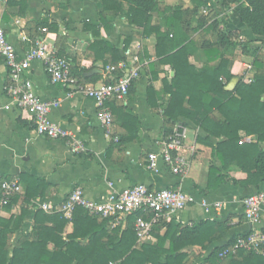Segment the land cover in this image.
Instances as JSON below:
<instances>
[{"label":"crops","instance_id":"1","mask_svg":"<svg viewBox=\"0 0 264 264\" xmlns=\"http://www.w3.org/2000/svg\"><path fill=\"white\" fill-rule=\"evenodd\" d=\"M202 1L207 3V6L202 8L201 15L213 17L208 24L217 21L220 29L237 32L238 40L249 44L250 53L243 54L241 49H238L231 59L232 74L235 78H238L239 82L242 79L250 83L255 75L252 66L253 53L259 49L260 53L264 54V38L254 36L239 22L236 4L226 6L223 0ZM159 2L162 6H181L185 10L194 7L192 0ZM100 10V4L94 0H0V24L20 55L31 49L37 36H42L57 52L70 59L73 65L86 69L94 67L87 77L100 75L101 80L96 84L83 85L98 86L114 77L108 70L109 67L103 69L102 62H95L94 55L88 49L95 39L90 32L84 30L85 23L98 24ZM228 15L231 17L227 18ZM157 19L155 15L154 20ZM45 22L49 27L46 28L47 33L42 34L40 27ZM52 27H56L54 32L50 30ZM201 32L194 35V38L212 39V36ZM242 34L247 37L245 41L240 39ZM100 39L121 49L124 60L118 67L126 70V73L137 74L136 94L128 96L125 100H112L111 106L107 104L115 117L109 129L99 125L96 118L98 107L93 100L75 89L52 85L41 64L34 63L26 75L33 82L38 97L43 101L58 103V107L52 111L51 120L63 130L69 131L74 140L83 142L86 152L80 154L73 153L64 141L39 136L29 114L15 108L6 109L11 106V101L5 93L8 69L0 57V185L7 178L18 180L23 174L42 178L51 185L46 196L36 199L28 208L23 226L12 235L9 258L12 255V248L16 246L22 234L33 229L37 208L43 203L61 205L75 187H81L85 198L93 202H100L108 194L135 184H144L153 190L181 189L203 199L205 204L199 203L159 222L175 219L184 225L205 220L228 223L229 232L216 243V246L226 245L235 235L249 234L254 228L244 219L242 202L244 198L264 191V183L258 188H241L227 183L217 191L205 193L203 190L207 188L210 167L222 169V166L218 159L213 158L212 149L197 141L206 134L192 122L181 118L173 126V130L176 125L186 130V139L180 155L188 166L187 177L180 179L164 165H160L158 172L148 169L149 155L160 148L165 137L162 108L153 110L150 107L147 89L152 85L156 91H161L162 81L166 79L169 81L174 76L170 66L158 64L155 36L143 37L141 29L130 25L126 17L119 16L111 23L109 31L101 29ZM127 41L130 44L125 48ZM190 62L201 68L207 63V58L202 50H198L190 58ZM150 63L157 65L156 80H153L149 70ZM169 98L168 95L162 96L160 104L163 108L167 106ZM113 105L127 108L138 117L141 126L136 140L125 142L127 132L113 112ZM244 135L241 133V138ZM212 142L217 143V140L212 139ZM261 146L264 148V144ZM229 176L242 179L244 174L233 171ZM23 194L22 186L20 195ZM217 204L221 207L216 208ZM22 207V203L19 202L8 208L7 205H2L0 199V218L8 219L19 215ZM263 226L264 218L261 227ZM72 229V224H68L65 236L70 234ZM163 233L164 230L161 234ZM155 243L156 239L152 235L138 245ZM186 251L190 254L189 264H201L209 254L197 247Z\"/></svg>","mask_w":264,"mask_h":264},{"label":"trees","instance_id":"2","mask_svg":"<svg viewBox=\"0 0 264 264\" xmlns=\"http://www.w3.org/2000/svg\"><path fill=\"white\" fill-rule=\"evenodd\" d=\"M94 1L100 4L101 10L97 25L84 24V30L95 39L88 49L95 62H102L103 69L116 68L112 72L114 77L126 74V70L118 68L124 59L120 48L100 39L101 29L109 31L111 23L123 16L130 25L142 30L143 37L155 36L158 64L170 66L174 76L162 81L161 91H156L152 85L148 87V104L153 110L162 108L165 139L172 135L173 126L181 118L205 132L206 136L197 141L212 149V156L219 160L222 169L210 167L207 188L203 191H217L227 183L241 188L260 187L264 183V148L261 146L264 144V54L259 49L253 53V80L246 83L241 79L233 91H228L226 87L235 78L231 57L238 49L243 54L250 53V46L238 40L237 32L220 29L217 21L208 24L213 17L201 15L207 3L192 0L194 7L185 10L181 6H162L159 0ZM223 1L226 6L236 4L239 22L254 36L264 38V0ZM155 15L157 20H154ZM41 25V30L49 27L46 22ZM50 30L54 32L56 27ZM199 32L212 39H195L194 35ZM129 44L127 41L125 48ZM198 50L207 58L201 68L190 62ZM58 56L70 61L72 75L80 84H96L101 80L100 75L87 77L94 67L75 66L59 52ZM148 67L156 80L157 65L150 63ZM136 84L137 80H132L129 96L136 94ZM164 95L170 97L165 108L160 104ZM112 108L127 132L125 142L136 140L141 126L138 117L127 108L114 105ZM241 133L255 137V141L240 145ZM233 171L243 173L244 177H230ZM18 181L24 194L11 197L7 207L19 202L23 207L19 215L0 218V264H189L190 254L186 250L193 247L209 253L201 264H264V256L243 250L226 258L219 257L236 240L248 235H235L226 245L216 246L229 232L228 223L205 220L184 225L175 219L162 221L153 226L156 243L139 246L134 226L139 215L129 217L123 227L113 228L110 219L91 216L82 208H77L68 220L61 213L48 214L38 207L33 229L22 234L9 258L11 237L23 226L28 208L36 199L44 198L51 188L44 179L28 174L20 175ZM145 217L150 219L151 216ZM68 224H72L73 229L65 236Z\"/></svg>","mask_w":264,"mask_h":264},{"label":"built area","instance_id":"3","mask_svg":"<svg viewBox=\"0 0 264 264\" xmlns=\"http://www.w3.org/2000/svg\"><path fill=\"white\" fill-rule=\"evenodd\" d=\"M41 33L46 34L47 29H42ZM0 57L8 69L5 93L11 101V106L6 109L15 108L29 114L35 126V132L39 136L50 140L64 141L76 154L85 153L86 146L83 142L74 140L69 131L63 130L51 120L52 111L58 107V103L43 101L38 97L33 82L26 77L31 66L34 63L41 64L52 85L75 89L93 100L98 107L96 118L99 125L107 129L114 122V116L107 104L112 100L128 98L131 82L137 78L135 72L126 73L118 78L113 77L108 83H101L98 86L82 85L73 77L70 61L59 57L58 52L47 43L45 38L37 36L31 49L20 55L8 40L1 24ZM108 70L114 72L116 68L111 67ZM185 139L186 130L182 126L176 125L172 135L161 143L157 151L149 155L148 169L158 172L160 165H164L173 175L180 179L186 178L188 166L180 155ZM254 141L252 136L244 135L239 143L240 145L251 144ZM0 189L3 206L8 205L11 197L22 192V186L18 180L2 182ZM199 203L205 204V201L196 195L185 193L181 189L153 190L144 184H135L108 194L100 202L87 200L84 190L81 187H75L61 205L52 206L43 203L39 208L48 214L61 213L68 220H71L77 208H82L91 216L110 219L113 228L123 227L129 217L139 215L134 226L137 238L141 242L152 236L153 226L161 219ZM242 206L245 221L254 229L247 236L239 238L232 246L223 250L219 255L220 258L236 255L239 250L264 256V226L261 227L264 218V191L244 198ZM220 207V204L216 205V208ZM145 216L151 217L148 219Z\"/></svg>","mask_w":264,"mask_h":264},{"label":"water","instance_id":"4","mask_svg":"<svg viewBox=\"0 0 264 264\" xmlns=\"http://www.w3.org/2000/svg\"><path fill=\"white\" fill-rule=\"evenodd\" d=\"M239 82L238 78H234L226 87V90L233 91Z\"/></svg>","mask_w":264,"mask_h":264},{"label":"rangeland","instance_id":"5","mask_svg":"<svg viewBox=\"0 0 264 264\" xmlns=\"http://www.w3.org/2000/svg\"><path fill=\"white\" fill-rule=\"evenodd\" d=\"M226 17H227V18H230L231 16L228 15V16H226ZM230 23H231V20H230ZM240 34H241V32H240ZM240 39L245 41V39H247V37H245V36L242 34V35H240ZM248 42H249V41H248ZM249 43L251 44V42H249Z\"/></svg>","mask_w":264,"mask_h":264}]
</instances>
